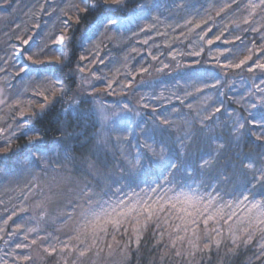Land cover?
Returning <instances> with one entry per match:
<instances>
[{
	"label": "trees",
	"instance_id": "obj_1",
	"mask_svg": "<svg viewBox=\"0 0 264 264\" xmlns=\"http://www.w3.org/2000/svg\"><path fill=\"white\" fill-rule=\"evenodd\" d=\"M79 2L80 0H0V90L9 98V103L18 95L25 102L31 101L30 107L22 109L8 110L6 106L0 105L1 114L20 137L13 139V149L19 150L20 146L26 144L28 137L35 134L44 136L46 142L52 145L60 135L57 129L68 125H71L68 130L75 133V138L69 142V146L75 149L76 156L90 155L95 149L93 136L101 126L98 119L87 123L77 122L62 111L67 107V99L57 103L51 94L47 101L42 96L33 95L36 82L41 78L40 70L55 66L58 70L54 78L58 77L65 87L71 89L69 95L77 99L81 96L87 97L88 103L81 106L85 109L103 106L112 126L118 129L123 128L127 122L131 130L134 121L149 118L152 108H155L157 113L171 114L173 118L177 115L172 111L175 108L180 114H187L191 118L194 112L186 107L187 104L191 103L194 109L209 107L211 110L217 100H224V107L233 115L231 118L226 115L221 117L218 113L217 117L227 120L229 127L221 128L219 124L211 121L208 123H212L217 134L223 131L224 135L228 136L232 121L239 118L246 125L242 130L244 135L240 136L238 141L235 137H230L233 141L230 154L234 155L237 151L250 153L256 160V167L261 166L258 153L264 152V149L256 147L255 138L249 133L255 132L259 135L264 132V128L250 123L252 117L249 114H256L258 118L260 113H264V91H257L255 87L259 84L260 88L264 89V84L260 83L264 80V69L256 66L264 64V28L260 27L264 24V20H261L264 13L258 10L257 15L252 18L253 21H259L255 26L260 29L253 32L250 24L239 20L241 16L247 15L244 11L246 0H237L236 4L219 15L217 11L224 0H130L124 12L111 13L119 17L124 27L114 25L107 31L100 28L92 34L90 27L97 24L102 13L93 12L77 23V13L70 5ZM138 4L145 6L142 12L137 9L141 18L136 23L128 24L132 10L136 9ZM211 5L214 7H210ZM152 17H158V21ZM233 21H237L239 27ZM149 25L155 26L149 28ZM141 28L146 31H140ZM86 33L91 39H84ZM62 35L64 40L60 39ZM24 40H28V44H24ZM61 50L67 56V66L62 69L56 63V58L61 56ZM33 53L38 54L33 59H41L46 63L36 64L29 61L27 55ZM153 56L157 59H153ZM242 60L245 63L236 67ZM81 67L82 72L79 70ZM141 68H146L147 72L141 73ZM249 68L252 70L249 71ZM133 75L135 80H132ZM202 77L213 78L211 82L218 78L221 84L217 89H205L203 93H197L191 85ZM130 80L131 87H126ZM185 92H192V95L185 96ZM218 92L225 95L218 96ZM205 95L211 99L203 100ZM141 97L145 99L142 100ZM145 103L149 108L142 107ZM124 104L139 111L141 116L135 117L131 113L111 115L113 109L119 111ZM252 104L256 107H250ZM42 105L48 107L42 109ZM33 113L39 115L34 116L30 123H26ZM6 114L9 115L4 116ZM18 124L22 127L18 128ZM22 132L25 133L23 136ZM137 138L133 133L130 143L121 146L125 152L137 154ZM206 147L198 134L188 149L194 164ZM114 151L115 156L111 152L107 156L109 167L101 166L102 175L96 178L101 184L105 182V176L110 177L107 183L112 185L113 190L121 187L122 192L119 195L126 197L125 194H131V189L139 192L141 188L146 187L142 181L149 184L157 182L162 171L159 163L145 161L139 178L135 181L129 180L122 177L116 167L120 154L118 148ZM23 161L22 155L20 163ZM4 164L5 171L8 168H13L14 171L11 181H0V190H8L22 184V175L18 174L19 167H15L17 157L12 155ZM78 175L74 173L73 180ZM229 176L231 183L218 185L225 200H231L245 186L251 187L248 184L252 180L251 172L245 174L238 169L231 170ZM171 179L183 183L186 177L181 169L175 171ZM193 179L197 182H208L209 176L197 173ZM72 186V183H66L60 190L66 192ZM256 198L259 199V195ZM67 202V196L58 195L48 206L49 214L56 215L61 210L71 211V208H65ZM9 206L6 200L0 199V264H57L59 257L47 256L43 252L41 242L38 241L35 245L31 243L35 238L28 235V239L21 240L22 234L17 230L21 216L13 217ZM9 216L12 218L8 219ZM23 216L31 217L32 221L39 219L38 211L35 215L26 213ZM54 229V226L48 225L46 231L53 232L61 240L67 239L63 232H56ZM117 239L127 241L128 237L118 235ZM153 245L150 229L144 233L139 247L132 243L126 255L122 256L117 251L110 257L103 256L100 264H159V252ZM224 252L225 249L222 248L217 257L213 251L211 264H218L219 259L224 257ZM24 256H31L33 259L26 261ZM176 260L177 258L172 257L171 262L166 259L164 264H176ZM203 264H208V261L205 260ZM223 264H264V255H261L254 241L252 246L241 247L238 254L224 259Z\"/></svg>",
	"mask_w": 264,
	"mask_h": 264
},
{
	"label": "snow or ice",
	"instance_id": "obj_2",
	"mask_svg": "<svg viewBox=\"0 0 264 264\" xmlns=\"http://www.w3.org/2000/svg\"><path fill=\"white\" fill-rule=\"evenodd\" d=\"M129 3L130 0H80L79 3L71 4L70 7L77 13V23L93 12L102 13L97 24L90 27L91 33L95 34L100 28L107 31L114 25L124 27L119 17L111 13L124 12ZM236 3L237 0H224L219 5L217 15ZM180 6L183 7L182 4ZM144 7L143 4H138L137 8L132 10L128 24L136 23L141 18L137 9L142 12ZM258 10L264 13V0H246L244 11L247 15L239 18L240 22L250 24L253 32L260 30L255 26L259 21L252 19L257 15ZM81 13L84 15L81 16ZM152 19L158 21V17H152ZM261 20H264V16H261ZM190 22L186 21V23ZM233 23L239 27L237 21ZM260 27L264 28V24ZM248 30L244 29V31ZM140 31H146V29L141 28ZM60 39L64 40L65 37L62 35ZM84 39H91V36L86 33ZM23 43L28 44V40H24ZM37 55V53L27 55V59L32 63L45 64L44 60L33 59ZM152 58L157 59L155 56ZM66 60L67 56L61 50V56L56 58V63L61 69L67 66ZM244 63L245 61L242 60L236 67ZM256 66L264 69V64ZM57 70L55 66L40 70L41 78L36 82L33 95L42 96L47 101L51 94L57 103L67 99V107L62 109L67 116L77 122L85 123L98 119L101 126L93 136L95 149L90 155L79 157L74 154L75 149L69 146V142L75 138V133L68 130L71 125L57 129L60 135L52 145L46 142L44 136L35 134L30 135L26 144L20 146L19 150L12 147L13 139L20 138L16 131L4 136L3 133L6 130L0 128V181H11L14 169L8 168L5 171L4 161L15 155L17 157L15 167H19L18 174L28 177L23 187L19 188L20 194L24 200H28L39 190L41 199L34 204V209L39 213V220L49 221L55 225L56 232H63L67 237L61 240L53 232L46 231L44 236L37 234L31 241L32 244L41 242L43 252L47 256L59 257L57 264H100L103 256L110 257L117 251L122 256L126 255L132 243L139 247L144 233L151 229L153 246L159 252V264H164L166 259L171 262L172 257L177 258L176 264H194V262L203 264L205 260L211 264L213 251L219 257L222 248L225 249L224 257L219 259L218 264H223L224 259L238 254L241 247L252 246L254 241L261 255H264V152L258 153V159L261 161V166L258 168L256 160L250 153L237 151L234 155L230 154L233 148L230 137H235L238 141L240 136L244 135L242 130L246 125L236 118L231 123L228 136H225L223 131L216 133L212 123L219 124L221 128L229 127L228 121L218 118L217 114L219 113L221 117L226 115L229 118L233 115L224 107V100H217L215 105L211 106V110L209 107L194 109L191 103L187 104L186 107L194 112L191 118L187 114H180L175 108L172 110L177 113L175 118L171 114L157 113L156 109L152 108L149 118L134 121V127L131 130L127 122L123 128L118 129L112 126L110 117L103 106L82 108V105L88 103L87 97L81 96L77 99L75 96H70L71 89L65 87L58 77L54 78ZM79 70L82 72L83 68ZM162 70L157 69V71ZM251 70L249 68V71ZM140 72H147V69L141 68ZM212 79L202 77L191 87L197 93H203L205 89H217L221 81L216 78L215 82H211ZM132 80H135L134 75ZM131 83L130 80L126 87H131ZM260 83L264 84V80ZM108 87L110 88L111 84ZM255 87L257 91H264L259 84ZM191 95L192 92H185V96ZM224 95L223 92H218V96ZM141 99L145 98L141 97ZM208 99L211 97L207 95L203 97L205 101ZM0 105L6 106L8 110L22 109L30 107L31 101L25 102L18 95L9 103V98L0 91ZM45 107L48 105H42V109ZM142 107L147 109L149 105L145 103ZM250 107L255 108L256 105L252 104ZM121 113H131L135 117L141 116L139 111L130 108L128 104H124L119 111L113 109L111 115L119 116ZM36 115L39 113H33L26 123H30ZM249 115L252 117L250 123L264 128V113H260L258 118L256 114ZM209 121L212 123H208ZM8 127L11 128V125ZM17 127L22 126L18 124ZM133 133L138 137L136 155L125 152L121 147L130 143ZM24 134L22 132L21 136ZM198 134L199 139L207 147L196 158L194 164L188 149ZM249 134L255 138L256 147L264 149V132L259 135L255 132ZM117 148L120 159L116 167L122 177L135 181L144 169V162L147 161L159 163L162 168L157 182L149 184L147 181H142L146 187L141 188L139 192L134 188L131 189V194H125L127 198L119 195L122 192L121 187L113 190L112 185L107 183L110 177L105 176V182L101 184L96 179L97 176L102 175L101 166L109 167L107 156L109 152L115 156L114 150ZM22 155L24 161L20 163ZM181 169L186 177L183 183L171 179L174 172ZM237 169L245 174L252 173V180L248 182L251 187L245 186L231 200H225L218 185L231 183L229 171ZM74 173L79 174L75 180H73ZM197 173L207 174L209 181L197 182L193 179ZM189 180L192 182L189 183ZM66 183H72L73 186L63 192L60 189ZM58 195L68 197L65 208H71V211L61 210L55 216H51L48 206ZM257 195L259 199L256 198ZM241 206H243L244 215H239L236 211ZM21 211L26 212L28 209L21 208ZM12 215L16 213L13 212ZM11 218V216L8 217V219ZM22 227V224H18L17 230ZM39 231V228L27 229L29 233ZM118 235L126 236L128 240H118ZM25 239H28L27 235ZM22 246L27 247V245H17V247ZM93 257L95 259H92ZM23 259L28 261L33 258L24 256Z\"/></svg>",
	"mask_w": 264,
	"mask_h": 264
},
{
	"label": "rangeland",
	"instance_id": "obj_3",
	"mask_svg": "<svg viewBox=\"0 0 264 264\" xmlns=\"http://www.w3.org/2000/svg\"><path fill=\"white\" fill-rule=\"evenodd\" d=\"M1 91V90H0ZM3 94V92H2ZM106 111V110H105ZM106 114L108 115L107 111ZM9 114H6L4 116H7ZM0 117H3V115L0 112ZM8 125H10V123L7 121L6 118L3 117V119H0V128H4L6 131L3 133L4 136L9 135L13 130V128H9ZM28 177L22 175L21 179H22V184H17L15 187H12L8 190H4L1 189L0 190V199H2L3 201L6 200L7 204L10 205L9 209L10 211H13L16 213V215H13V217L15 216H21V220L18 221V224H22L23 227L19 229V232L22 234L20 236L21 240H23L25 238V236L29 235L30 238H36L37 234H39L40 236H44L45 232H46V228L47 226H54L52 225L49 221L46 220H39V219H34L32 221L31 217H24L23 215L26 213H29L32 215H35L36 209H34V204L36 201L41 199V196H39V190H37L35 193H33L28 200H24L23 196L20 194L19 192V188L23 187L24 183L26 182V179ZM127 198V197H124ZM21 208H27L28 211L26 212H22ZM237 213L239 215H244V211H243V206H241L240 208L236 209ZM51 216H55L54 214ZM29 220V221H26ZM28 228H39L40 231L37 232H27Z\"/></svg>",
	"mask_w": 264,
	"mask_h": 264
}]
</instances>
